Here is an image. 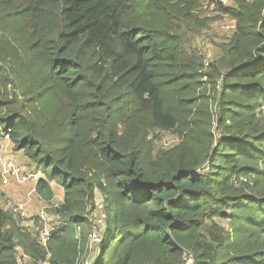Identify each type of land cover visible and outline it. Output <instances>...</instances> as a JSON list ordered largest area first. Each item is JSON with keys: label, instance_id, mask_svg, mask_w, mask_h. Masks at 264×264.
<instances>
[{"label": "trees", "instance_id": "trees-1", "mask_svg": "<svg viewBox=\"0 0 264 264\" xmlns=\"http://www.w3.org/2000/svg\"><path fill=\"white\" fill-rule=\"evenodd\" d=\"M0 137L53 220L0 264H264V0H0Z\"/></svg>", "mask_w": 264, "mask_h": 264}, {"label": "rangeland", "instance_id": "rangeland-1", "mask_svg": "<svg viewBox=\"0 0 264 264\" xmlns=\"http://www.w3.org/2000/svg\"><path fill=\"white\" fill-rule=\"evenodd\" d=\"M226 3H229V0H226ZM215 8L216 7L214 6L210 7L209 9L210 13L208 14V16H215V17L211 19L208 28L205 29L204 35L200 36V38L197 40V43L199 44L198 46L203 51L202 53H204L206 61L210 60V57L213 56L214 52H216V44L221 42L223 39L227 38V36H230L234 28L233 21L227 16L221 15V13ZM1 138H6V137H1ZM173 140H174L173 137H167V136L165 137V141L171 142ZM11 147H12L11 148V152H12L14 151L13 145H11ZM15 152L12 153L5 152L6 153L5 156L6 157L9 156L11 158L10 154H14ZM18 158H21L20 160L21 163L16 162L14 160V159L17 160ZM11 161L13 162V164H15V166L19 167L25 174L27 175L35 174L36 176L39 177L41 176V172L40 171L35 172L33 165L29 163L28 159L21 152H17L16 156L14 155V158H11ZM30 178L33 177L30 176L28 180L23 183L15 182L16 184H18L17 190L23 191L24 189H26V193H24L23 196L20 197V195L16 194L12 196H7L6 199V200H21L24 203L26 207L25 222H28V220L35 215L40 214L41 217V212H42L41 209H43L46 212L44 208V205L46 203L40 200V197L36 193V190H32L33 180ZM53 185H54V195L50 202L55 204L60 202L62 199V189L55 181H53ZM43 217L46 218V223L44 225L47 228H49L50 227L49 223L53 221L51 213H47V215L43 214ZM189 264H191V262H189Z\"/></svg>", "mask_w": 264, "mask_h": 264}, {"label": "built area", "instance_id": "built-area-1", "mask_svg": "<svg viewBox=\"0 0 264 264\" xmlns=\"http://www.w3.org/2000/svg\"><path fill=\"white\" fill-rule=\"evenodd\" d=\"M223 4H226V0H222ZM6 139L9 141V139L6 137ZM8 144H11L9 141ZM12 145V144H11ZM5 147L0 146V183L3 185H8L10 180H14L18 183H23L28 180V178L31 176L33 178H30L33 180V188L32 190H36V183L38 181L39 176H36L35 174H25L19 167L15 166L13 162L11 161V158L8 156H5ZM62 202V199L60 202L55 203V206H58ZM4 208L7 210L11 211L17 219L25 220L26 218V207L24 203L21 200H5L4 201ZM48 204L44 205V208L48 207ZM41 219L46 221V216L43 217L44 215H47L46 212L41 209ZM40 216V214H39ZM49 231L50 229L47 228L46 226L43 227L40 230L41 236L43 238H48L49 236ZM91 238L93 241L99 240V236L97 232H93L91 234ZM191 262V260L188 261Z\"/></svg>", "mask_w": 264, "mask_h": 264}, {"label": "crops", "instance_id": "crops-1", "mask_svg": "<svg viewBox=\"0 0 264 264\" xmlns=\"http://www.w3.org/2000/svg\"><path fill=\"white\" fill-rule=\"evenodd\" d=\"M9 141L6 139V138H1L0 137V146H3L5 147V152L7 153H12V152H15V151H12L11 152V145L8 144ZM17 152H15L14 154H10L11 155V158H14V155L16 156ZM16 162H20L21 158H18L17 160L14 159ZM16 181L14 180H10L9 184L8 185H3L0 183V199L2 195L4 196H12V195H20L23 196L24 193H26V189H24L23 191H20V190H17V186L18 184L15 183Z\"/></svg>", "mask_w": 264, "mask_h": 264}]
</instances>
